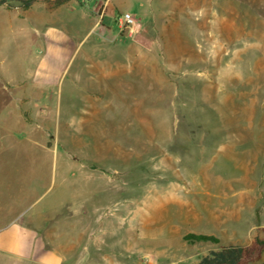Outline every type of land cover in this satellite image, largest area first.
<instances>
[{"label":"rangeland","instance_id":"1","mask_svg":"<svg viewBox=\"0 0 264 264\" xmlns=\"http://www.w3.org/2000/svg\"><path fill=\"white\" fill-rule=\"evenodd\" d=\"M70 1L37 26L76 44L58 89L27 95L31 106L14 88L9 95L10 108L21 100L34 152L48 160L38 161L33 183L37 213L93 216L97 240L82 244L94 264L105 256L103 264H196L215 249L188 244L187 234L222 245L264 239V0ZM122 13L137 19L133 33L120 29ZM22 14L18 3L0 6V21ZM142 29L154 53L137 61L116 51L147 49ZM11 37L0 27L7 65ZM98 65L119 81L101 79ZM9 114L6 136L24 145L28 133ZM24 161L3 160L19 169Z\"/></svg>","mask_w":264,"mask_h":264},{"label":"crops","instance_id":"2","mask_svg":"<svg viewBox=\"0 0 264 264\" xmlns=\"http://www.w3.org/2000/svg\"><path fill=\"white\" fill-rule=\"evenodd\" d=\"M68 5L51 8L39 0L21 16L7 15L4 21H0V27L5 29V33L12 34L11 38L16 44L15 60L8 65L5 60H0V264L3 263V256L8 259L4 264H94L89 249L82 244L89 236L91 239L88 242L97 240L93 239L96 233L98 234V229H94L97 220L93 216L91 219L75 216L73 219L59 221L58 218L52 220L50 210L46 208L38 213L35 210V200L31 201V197L35 191L33 183L37 177V164L39 160H48L43 156L39 159L37 150L34 152L37 141L21 114V100L14 98L16 104L12 108L9 104V95L13 88L21 96L39 94L44 97L58 89L77 47L57 27L42 26L40 30L37 26L43 24L47 15L65 9ZM137 37L139 42L145 41L147 49L141 45L130 44L116 51L123 52L126 58L137 61L144 53H154L155 46L150 40L149 31L142 29ZM27 58L31 68L27 74L22 75L21 68ZM11 64L15 67L13 71L10 69ZM97 70L98 76L104 81L115 79L99 65ZM28 90L30 92H27ZM85 91L89 92L86 89ZM33 101L28 98V106H31ZM9 112L12 125L28 133L22 137L26 142L24 145L17 138L8 139L6 136L5 126L8 121L5 115ZM7 155L29 161L22 163V169L13 167L14 165L8 168L3 162ZM9 172L12 176H8ZM101 259L106 262L109 258L105 256Z\"/></svg>","mask_w":264,"mask_h":264},{"label":"trees","instance_id":"3","mask_svg":"<svg viewBox=\"0 0 264 264\" xmlns=\"http://www.w3.org/2000/svg\"><path fill=\"white\" fill-rule=\"evenodd\" d=\"M39 0H0V6H12V3H18L23 12L29 10L34 3ZM51 8H57L66 5L70 0H44ZM184 241L188 244L200 243L215 247L203 256L196 264H253L259 261L264 255V239L258 236L254 237L251 244L243 245L240 243L220 244V240L215 236L202 234H187Z\"/></svg>","mask_w":264,"mask_h":264},{"label":"built area","instance_id":"4","mask_svg":"<svg viewBox=\"0 0 264 264\" xmlns=\"http://www.w3.org/2000/svg\"><path fill=\"white\" fill-rule=\"evenodd\" d=\"M117 23L121 30L125 29L128 30L130 33H133L138 27L137 19L128 13H122L118 17Z\"/></svg>","mask_w":264,"mask_h":264}]
</instances>
